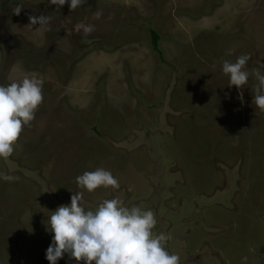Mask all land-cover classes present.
Masks as SVG:
<instances>
[{
    "label": "rangeland",
    "instance_id": "1",
    "mask_svg": "<svg viewBox=\"0 0 264 264\" xmlns=\"http://www.w3.org/2000/svg\"><path fill=\"white\" fill-rule=\"evenodd\" d=\"M41 14L49 29L29 25ZM241 55L250 77L238 89L222 65ZM255 71L264 0H86L75 11L0 0V84L43 81L35 119L0 158V173L18 178L0 179V264H49L48 218L77 192L86 210L116 196L151 209L180 264H264ZM98 168L119 188L78 185Z\"/></svg>",
    "mask_w": 264,
    "mask_h": 264
},
{
    "label": "clouds",
    "instance_id": "2",
    "mask_svg": "<svg viewBox=\"0 0 264 264\" xmlns=\"http://www.w3.org/2000/svg\"><path fill=\"white\" fill-rule=\"evenodd\" d=\"M57 9L68 5L72 11L84 6L86 0H48ZM22 7L15 10L19 15ZM99 15V13L97 14ZM51 17L45 14L29 16V25L35 29L50 28ZM90 34L93 26H83ZM248 55L237 57L235 62L225 60L222 71L229 77L230 85L241 89L249 81L246 66ZM259 82L253 97L256 107L264 111V74L255 71ZM43 101V81L25 77L7 86L0 84V158H8L14 152L25 126L35 119V112ZM0 179H18L0 173ZM77 183L88 192L100 187L118 189L119 181L110 171L98 168L77 177ZM48 218L47 228L53 233L46 250L49 264H58L66 255L80 264H180L178 254L170 253L166 241L170 236L154 233L157 219L151 209L128 207L116 196L105 199L95 210H86L82 194L71 196L70 205H61Z\"/></svg>",
    "mask_w": 264,
    "mask_h": 264
},
{
    "label": "trees",
    "instance_id": "3",
    "mask_svg": "<svg viewBox=\"0 0 264 264\" xmlns=\"http://www.w3.org/2000/svg\"><path fill=\"white\" fill-rule=\"evenodd\" d=\"M152 42L154 48L160 52L159 50L160 35L155 30L152 31Z\"/></svg>",
    "mask_w": 264,
    "mask_h": 264
}]
</instances>
